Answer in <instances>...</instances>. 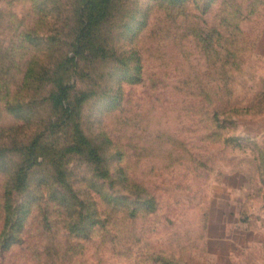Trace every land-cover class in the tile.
<instances>
[{"label":"rangeland","instance_id":"374dc122","mask_svg":"<svg viewBox=\"0 0 264 264\" xmlns=\"http://www.w3.org/2000/svg\"><path fill=\"white\" fill-rule=\"evenodd\" d=\"M90 10L0 0V264H264V0Z\"/></svg>","mask_w":264,"mask_h":264},{"label":"trees","instance_id":"16d2710c","mask_svg":"<svg viewBox=\"0 0 264 264\" xmlns=\"http://www.w3.org/2000/svg\"><path fill=\"white\" fill-rule=\"evenodd\" d=\"M88 2L90 3V8L92 9L90 10L91 16H89L88 21H87L89 24L87 25L90 28L94 25V19L92 15L94 13L93 10L98 11L99 9L100 11L103 7H106V4L107 2H109V0H88ZM57 87L59 91L56 93H53L54 96L52 98L54 99V102L56 105L58 103L61 104L62 110L67 111V109L68 110L70 109L69 105L64 107L65 104H68L67 102H65L67 101L66 99L67 85L64 81L60 80ZM60 171H63V170L60 169ZM60 171L56 172V174L53 173V177H52L53 184L58 183V185H64L66 187V192L60 193L58 189L51 190L50 198L52 201H54L52 202L54 203L53 206L56 207V204L58 206L59 203L63 205V209H65L63 212L64 213L63 222L65 223L66 233L68 235L74 232L80 238H84L85 236H87L88 238H91L90 237L91 235H89V232H91L90 230H92V226H94L95 224H99L101 222L100 221L101 216L98 210V205H96L95 201H92L93 198L89 199L88 201L86 199L80 200V198L77 196L78 195L77 191L73 190L68 180L63 178L60 175ZM26 178L27 176L24 173L19 178V181L17 184H19L20 182L22 183V181L25 180ZM95 185L98 186L97 183ZM58 193H60V195H57ZM56 197L60 199L61 202L56 203ZM122 197L125 198L126 196L122 195ZM153 202L154 201H152V203ZM141 208H142V205H139L138 203H136L134 207H132L128 211H126V209H123V210H118L116 213L117 214L122 213L123 215H126V213H128L129 215H133V214H136L137 210ZM106 212H107V215H106L107 217L110 214L108 213V211Z\"/></svg>","mask_w":264,"mask_h":264}]
</instances>
